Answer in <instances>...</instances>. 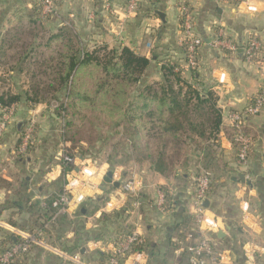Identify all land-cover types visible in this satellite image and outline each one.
I'll return each mask as SVG.
<instances>
[{
    "label": "crops",
    "instance_id": "crops-1",
    "mask_svg": "<svg viewBox=\"0 0 264 264\" xmlns=\"http://www.w3.org/2000/svg\"><path fill=\"white\" fill-rule=\"evenodd\" d=\"M126 3L127 0H68L60 8V18L38 19L32 10L33 0L27 4L7 0L4 12L26 11L28 7L30 19L13 21L4 18L5 13L1 15L0 73L39 71L34 65L25 67L20 60L24 57L13 49L17 44L27 43L30 50L25 56L29 54L28 58L35 59V52L42 50L46 64L43 71H49L47 60L63 50L67 41L61 28L72 27L76 41L88 50L101 47L110 51L127 46L150 58L149 74L154 75V80L160 78L166 58L180 63L183 76L188 78L191 71L185 68V52L180 44L179 7L181 4L190 7L195 31L204 40L198 54L196 79L200 88L211 91L222 113L217 152L220 158L210 169L219 183L209 195L206 211L216 226L204 224L200 235L212 240L221 254L220 264H264V111L246 121L258 134L246 169L238 165L236 149L225 133L232 126L231 114L244 110L262 83V69L244 61L241 47L249 33H255L264 42V0H248L243 4L220 0H159L155 4L140 0L132 17L125 16ZM150 7L154 11L148 12ZM157 11L164 13V19ZM219 30L230 35L238 45V53L210 45ZM14 58L17 59L12 61ZM12 105L15 112L0 142V174L12 183L11 189L0 188V243L8 237L19 239L18 231L36 229L37 211L53 210L51 201L64 190L67 177L79 173L86 180L85 185L74 189L86 199L80 204L74 201L46 233L47 242L58 251L36 246L16 264H75L66 254H78L86 264H104L116 237L129 229L136 230L149 244L147 256L140 264H189L175 244L182 232L185 236L182 240H186L185 228L194 223L196 162L178 167L174 175L165 177L149 164L110 165L108 161L80 153L75 156L74 169L64 173L58 118L42 103H30L23 97ZM31 119L36 124L34 142L27 154L21 155L20 139ZM109 171L113 173L112 182L106 183L104 178ZM245 173L249 179L239 177ZM129 178L135 180L139 208L122 189V180ZM159 190L169 196L168 212H161L155 205ZM103 213L110 215L108 220L101 218ZM125 264H132V260Z\"/></svg>",
    "mask_w": 264,
    "mask_h": 264
},
{
    "label": "trees",
    "instance_id": "trees-1",
    "mask_svg": "<svg viewBox=\"0 0 264 264\" xmlns=\"http://www.w3.org/2000/svg\"><path fill=\"white\" fill-rule=\"evenodd\" d=\"M33 1L32 10L37 13L35 14L37 18H46L41 14L37 0ZM150 2L156 4L159 0H150ZM153 8L150 7L148 12L154 11ZM28 13L30 15V10ZM72 29V27L61 28L62 35L67 41L62 46L63 50L47 60L48 63L54 62L52 79L58 81L63 91L61 97L55 96L59 101L55 108L52 107L56 116L65 120L69 108L77 107V104L83 107L87 101H89L88 106L95 108V102L99 98L103 105L100 108L107 112L109 117L115 119L113 123L117 126L124 125V134L131 139L133 149L139 150L143 146L147 151L144 155L150 160L151 167L165 177L174 175L184 145L192 146V151L203 155L202 160L195 164L198 173L200 167L206 170L215 167L220 158L217 152L220 148L222 113L211 91L199 87L196 70L191 71L190 77L186 78L183 76L180 63L166 58L160 68V78L149 82L150 58L137 54L127 46L111 49L106 53L108 55L101 56L100 52L104 48L88 50L79 40L76 41L77 36ZM253 35L261 40L255 33ZM87 79L93 83V86L88 84ZM131 97H133L131 102H128ZM20 99L19 94L8 92L0 95V101L4 105L10 106L19 102ZM33 102L40 103L39 100H33L31 103ZM248 119L246 118V121ZM71 126L72 121L66 122L63 137L66 142L73 144L76 142L77 132L70 136ZM243 130L253 138V141L258 139V134L249 126L245 125ZM225 133L238 154L239 146L234 139L235 129L231 126ZM143 138L145 142L141 143ZM151 140H154L157 148L153 152L150 150ZM254 145L255 143L251 154ZM74 147L67 146V151L75 157L72 152ZM85 154L86 152H81V155ZM177 156L179 157L176 158ZM188 162L189 159H185L181 164L186 165ZM108 163L113 164L109 161ZM63 165L64 173L74 169V165L66 163ZM218 183L219 181L212 174L210 193ZM0 188H12V183L1 174ZM169 205H171L170 202ZM47 209L42 208L37 211L38 218L34 222L37 228L43 224L40 219L46 221L53 215L54 211ZM109 217L110 215L106 213L101 215L103 220H108ZM9 222L15 225L12 220ZM192 228L193 224L186 226L185 231L195 233L196 231ZM36 229L31 228L30 231L33 232ZM131 231L129 229L119 234L114 240V245L120 235ZM184 237L182 232L177 240L178 243L175 244V249H179L180 241ZM16 241L18 239L14 241L13 237H8L1 241L0 248ZM147 246L149 244L144 240L143 243L134 245L131 252H146ZM181 255L188 261L186 252H181ZM110 256H112L111 251L106 256V261Z\"/></svg>",
    "mask_w": 264,
    "mask_h": 264
},
{
    "label": "built area",
    "instance_id": "built-area-1",
    "mask_svg": "<svg viewBox=\"0 0 264 264\" xmlns=\"http://www.w3.org/2000/svg\"><path fill=\"white\" fill-rule=\"evenodd\" d=\"M68 0H37L41 14L46 18H53L59 14L61 6ZM140 0H127L124 8L126 17H132L139 9ZM222 2H230L233 4H243L248 0H220ZM180 10V44L185 52V68L189 71H194L199 68V50L204 45V40L195 31L194 14L190 7L181 4ZM225 30H219L217 37L210 42L213 48L230 52L238 53V45H236ZM242 48V56L247 63L258 64L262 71L264 70V42L256 38L252 33L246 36ZM52 107L55 108L54 105ZM264 111V77L258 93L250 100V103L242 111L233 112L231 114V125L235 129V141L238 144L237 163L240 167L246 169L250 163L251 150L254 144L253 138L247 135L243 128L246 125V118L256 116ZM15 112L14 105H4L0 101V142L7 128L8 122L13 118ZM62 143L60 147V157L63 163L74 165L76 157L70 155L67 151V142L63 134L65 132V124L61 126ZM36 132V124L31 119L24 127L23 134L20 139L18 152L21 155L27 154L34 142V134ZM199 173L195 178V195L193 208L195 211L193 230L196 232H187L186 240L180 241L178 252H186L188 255L189 264H220L222 261L221 254L214 248L212 240L205 235H200V228L205 224L210 227L216 226V222L206 214L207 208L204 206V200L209 198L210 185L212 180V172L204 168H199ZM72 171V170H71ZM70 172V171H69ZM86 174L84 170H81ZM245 179H249L248 173H245ZM86 180L80 177V174L67 177V183L64 190L51 201L53 215L50 219L43 221L41 227L35 231H18V241L8 244L0 248V264H16V262L34 249L36 246L47 248L53 251H58L50 246L46 239V233L56 224L60 215L66 213L71 204L82 203L86 197L83 193L74 192L78 186L85 185ZM122 189L125 193L132 197L138 196L136 183L132 179H128L122 183ZM133 204L138 206L140 203L137 199ZM156 207L161 212H168L171 207L169 205L168 196L163 190H159L155 202ZM198 230V232H197ZM199 235V236H198ZM144 239L136 230L130 233L122 234L118 237V241L111 250L110 256L105 264H125L127 260H132V264H140L141 260L146 258L145 251L131 252L132 247L136 244L143 243ZM127 254V255H126ZM75 264H86L81 257L71 254L65 255Z\"/></svg>",
    "mask_w": 264,
    "mask_h": 264
},
{
    "label": "rangeland",
    "instance_id": "rangeland-1",
    "mask_svg": "<svg viewBox=\"0 0 264 264\" xmlns=\"http://www.w3.org/2000/svg\"><path fill=\"white\" fill-rule=\"evenodd\" d=\"M19 2L27 4L28 2L30 3V0H19ZM0 4L4 5V6L0 5V17L5 13L7 17L4 16V18L13 21L14 20L16 21L18 19H24V20L30 19V15L28 13L30 8L26 7L27 8L26 11L20 10L18 12L15 9V11L8 10V12H4V10L6 9L5 4H7V0H0ZM58 18H60L59 14L55 16L54 19H58ZM72 30L74 33V28ZM27 34H30V32H28ZM13 49L16 52H18V54H20L21 57H24V59H20V60L21 62L24 61L23 65L25 67H30L34 65L38 68L39 71L36 74H30V72H25L23 74L21 73L18 75L1 72L0 95L1 93L9 92L11 94H19V96L25 98L27 101L29 100L30 103L33 100H37V101L39 100L40 103H42L46 107V109L51 111V113L58 118L59 130H62L61 126L63 124H66V122H68L69 120L72 121V126L70 127L69 135L71 136L73 133L77 132L75 136L76 142L73 144L71 142H67V143L68 144L70 143V145L68 146H75L72 150L75 156H77L82 151H84L88 153L90 157H92V159H96L98 161H109L113 163L112 165L132 166L133 164H135L138 167H143L144 165L147 164L151 165L150 160L146 158V156L144 155L147 153V151H145L143 146L139 150H134L131 139L124 134V125L121 124L117 126L116 123H113L115 119L109 117L107 112H104L103 109H101L103 106L101 105L102 103L101 99L98 98L96 100L95 108L87 105L89 101H87L83 107H81L80 104H77L78 105L77 107H73L72 109L69 108L66 113L67 115L65 120L56 116V113L54 112L52 105L56 107L59 104V101L55 98V96L61 97L63 91H61L62 88L58 83V81L56 82L52 79L54 77L53 75L54 73L52 72V70L54 71V68H52L54 67L53 66L54 62H49L50 64L49 71H43L44 70L43 67L46 64L43 59V55H42L43 53H41L42 50H40L39 52H35L34 54L36 56L35 59H30V56L29 58L27 57L29 54L25 56V54L28 53V51L30 50L28 43L26 45L17 44L14 46ZM95 49L97 48L94 47L92 50ZM107 52L108 50H102L100 54L101 56L104 55L106 56L108 55L106 54ZM15 59L17 58H14V60L12 61H15ZM16 62H18V60H16ZM148 73H150V69L148 70ZM153 76L149 74V82L156 81L153 79ZM262 77H264V70L262 71ZM88 79H87L88 84L90 86H93V83L90 82V80ZM12 83L15 84L11 87ZM132 98L133 97L128 99V102H131L130 100H132ZM255 133L257 132L255 131ZM60 134L62 135L61 132ZM144 142H145V138L141 140V143ZM151 143L152 144L150 150L153 152L157 148H156V144L154 143V140H151ZM191 149L192 146L190 145L182 146V150H181L182 154L180 156L179 161L177 162L176 168L182 167L183 164L181 163L185 159H189V162L187 164L189 163L194 164L195 162L202 160L203 155H201V153L194 152ZM178 157L179 156H177L176 158ZM129 179L134 180L133 178H129ZM126 180L128 179H125V181ZM123 182L124 180H122L121 183ZM132 199L135 200L137 199V197H132ZM139 207L140 204L138 205V208Z\"/></svg>",
    "mask_w": 264,
    "mask_h": 264
},
{
    "label": "water",
    "instance_id": "water-1",
    "mask_svg": "<svg viewBox=\"0 0 264 264\" xmlns=\"http://www.w3.org/2000/svg\"><path fill=\"white\" fill-rule=\"evenodd\" d=\"M157 13L159 14V16H160L162 19H164V13H162L161 11H157ZM112 176H113V173H112L111 171L107 172V174H106V176H105V178H104L105 182H106V183H111V182H112ZM239 177H240L241 179H244V180H245V175H244V174H241ZM116 184L118 185V183H116ZM104 189H106L105 186H104ZM209 205H210V200H209V198H206V199L204 200V206H205L206 208H208ZM83 211H85V210H83ZM150 255H151V254H150Z\"/></svg>",
    "mask_w": 264,
    "mask_h": 264
}]
</instances>
